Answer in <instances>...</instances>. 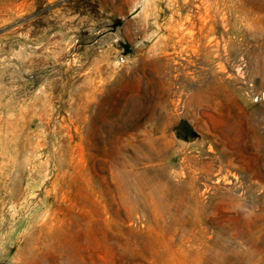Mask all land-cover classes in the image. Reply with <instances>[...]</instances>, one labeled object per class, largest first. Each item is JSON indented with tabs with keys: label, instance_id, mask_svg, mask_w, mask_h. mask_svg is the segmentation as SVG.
<instances>
[{
	"label": "rangeland",
	"instance_id": "rangeland-1",
	"mask_svg": "<svg viewBox=\"0 0 264 264\" xmlns=\"http://www.w3.org/2000/svg\"><path fill=\"white\" fill-rule=\"evenodd\" d=\"M0 264H264V0H0Z\"/></svg>",
	"mask_w": 264,
	"mask_h": 264
}]
</instances>
